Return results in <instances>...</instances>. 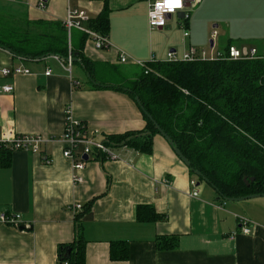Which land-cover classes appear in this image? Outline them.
<instances>
[{
    "label": "crops",
    "instance_id": "0c3cea01",
    "mask_svg": "<svg viewBox=\"0 0 264 264\" xmlns=\"http://www.w3.org/2000/svg\"><path fill=\"white\" fill-rule=\"evenodd\" d=\"M150 1L45 0L43 8L39 0H0V22L30 35L55 37L69 8L95 18L108 7L110 47L97 49L87 36L82 53L106 66L129 69L124 75L129 79L142 67L138 61H166L169 51L182 56L190 46L211 53L234 42L264 50V0H185L183 10L156 28L149 24ZM122 51L127 62L119 59ZM55 55L61 57L34 58L0 46V131L48 139L40 152L12 150L11 165L0 167V211L21 213L25 225L21 229L0 221V264H58L60 247L72 243L78 229L87 240L86 264H264V195L222 201L161 133L154 135L151 153L114 147L120 157L111 159L94 151L86 156L84 169H74L63 155L61 139L67 107L97 140L143 130L147 121L130 93L105 83L97 87L81 62L74 61V74ZM12 66L30 72L3 76L1 68ZM5 85L14 91L4 92ZM191 179L198 182V196L192 195ZM75 203L83 209L72 211ZM140 204L152 205L165 217L138 221ZM239 217L254 222L251 233L241 231ZM162 236H177L178 246L159 249L156 240ZM116 240L130 243L128 260L110 258Z\"/></svg>",
    "mask_w": 264,
    "mask_h": 264
},
{
    "label": "trees",
    "instance_id": "16d2710c",
    "mask_svg": "<svg viewBox=\"0 0 264 264\" xmlns=\"http://www.w3.org/2000/svg\"><path fill=\"white\" fill-rule=\"evenodd\" d=\"M89 26L108 36V7L92 17ZM59 28V36H34L0 22V46L18 55L35 58L53 53L67 59L68 33L63 23ZM86 39L85 33L72 32L73 57L74 52H79L78 58L96 82L139 97L147 121L143 130L108 135V145L151 153L154 135L160 131L146 111L187 157L191 172L197 175L195 171H200L202 176L197 175L198 180L207 178L222 201L264 194V50L258 49L260 56L254 58L152 60L132 72L133 78L123 76L116 81L112 79L113 72L120 66H106L83 55ZM231 45L235 43L229 42L226 52ZM11 153L12 150L0 147V167L11 165ZM80 217L81 213L76 219ZM164 217L150 204L137 207L136 218L140 222H155ZM178 243L177 236L156 240L159 249H173ZM86 245L87 240L78 229L75 240L60 247L58 264H86ZM67 246L71 247L69 258L65 257ZM110 258L128 260L130 243L111 241Z\"/></svg>",
    "mask_w": 264,
    "mask_h": 264
},
{
    "label": "built area",
    "instance_id": "2783aa9c",
    "mask_svg": "<svg viewBox=\"0 0 264 264\" xmlns=\"http://www.w3.org/2000/svg\"><path fill=\"white\" fill-rule=\"evenodd\" d=\"M156 0H151L149 4L148 17L149 24L152 28L156 27H164L167 23L168 15L176 14L179 10H183L185 8V0H181V7L175 9L173 12L164 13L165 22L160 25L157 23H153V17H151L150 13L154 10V4ZM40 7H46L45 0H39ZM92 17L89 13L81 8H69L67 12V16L64 20V26L68 33V45H69V55H68V70L72 69V43L71 37L73 29H78L79 31L85 33L89 39H91L97 49H106L110 47V41L107 35H104L95 29L89 26V22ZM218 34V31L214 29L212 35L215 38ZM185 35H189V32L186 31ZM246 49V51H245ZM239 48L235 45H231L229 47L228 52L224 51H215L208 52L205 49H199L195 46H190L182 56H178L176 52L169 51L167 56V61H193L197 59L203 60H214V59H238V58H254L259 57L258 49L253 48ZM264 57V52L261 55ZM56 58H61L59 56H55ZM119 59L121 62L128 61V55L125 52H121L119 55ZM142 67H145V63L142 61H138ZM30 70L28 68H24L22 66H12V67H3L1 68V73L3 76H14L21 73H29ZM145 72L148 73L149 70L145 69ZM51 71L48 69L46 74L49 75ZM4 92H13V85H5L3 87ZM96 135L90 136L87 126L82 121L76 119L71 112L70 107L66 108V122L65 128L61 135L62 141L65 143V148L63 151V155L72 161L73 167L76 170L84 169L86 165L85 156H89L94 151L103 153L107 158L111 159H119V154L116 153L114 147L112 145H108L106 143V138H102L97 140L95 138ZM48 139L44 138L41 134H16L9 133L4 134L0 131V147H4L10 150H27L40 152L42 150V146L46 143ZM44 161L46 163H50V158H45ZM78 183L82 182V178L79 174L74 176ZM165 183L169 184L168 180H165ZM191 185L193 187L192 195L198 196V182L196 179H191ZM72 211L77 212L83 209V205L81 203H75L70 208ZM0 221L6 224L20 227L23 224V219L21 213L10 212V211H0ZM240 229L243 233L249 234L251 233V225L254 223L251 219L247 217H239ZM236 232H233L232 237ZM64 264H68L65 262Z\"/></svg>",
    "mask_w": 264,
    "mask_h": 264
},
{
    "label": "water",
    "instance_id": "95a60500",
    "mask_svg": "<svg viewBox=\"0 0 264 264\" xmlns=\"http://www.w3.org/2000/svg\"><path fill=\"white\" fill-rule=\"evenodd\" d=\"M168 17H170V15H168ZM211 44H213V41H211ZM8 50H10L9 48H7ZM11 51V50H10ZM245 51H246V49H245ZM44 57H46V56H44ZM44 57H42V58H44ZM73 61H77V62H81L80 61V59L78 58V53H75V58L73 59ZM88 74V77H89V79L94 83V84H96V85H98V86H102L99 82H96L92 77H91V75L89 74V73H87ZM136 100L138 101V103L140 104V99H139V97H136ZM142 108V107H141ZM145 111V110H144ZM145 113L148 115V117L154 122V124H155V127L160 131V133L167 139V140H169L170 141V143H171V145L174 147V149H175V151H176V153L181 157V159L190 167V162H189V160L187 159V157L186 156H184V154L180 151V149H178L175 145H174V143L171 141V139H170V137L168 136V134L164 131V130H162V128L160 127V125L153 119V117L150 115V114H148L146 111H145ZM88 157H86V159H87ZM195 173L198 175V176H202V174L200 173V171H195ZM204 179V181H206V182H208V179L207 178H203ZM260 195H264V194H250V195H247V196H243V197H240V198H227L228 200H236V199H246V198H251V197H256V196H260ZM220 198H221V196H220ZM25 228V225H21V229H24ZM70 253H71V247L70 246H67L66 247V253H65V257L66 258H69V256H70Z\"/></svg>",
    "mask_w": 264,
    "mask_h": 264
},
{
    "label": "clouds",
    "instance_id": "9594fccd",
    "mask_svg": "<svg viewBox=\"0 0 264 264\" xmlns=\"http://www.w3.org/2000/svg\"><path fill=\"white\" fill-rule=\"evenodd\" d=\"M181 7V0H156L154 10L150 13L153 23L162 25L165 22L164 13L173 12Z\"/></svg>",
    "mask_w": 264,
    "mask_h": 264
},
{
    "label": "rangeland",
    "instance_id": "374dc122",
    "mask_svg": "<svg viewBox=\"0 0 264 264\" xmlns=\"http://www.w3.org/2000/svg\"><path fill=\"white\" fill-rule=\"evenodd\" d=\"M5 15V14H4ZM0 16H2V15H0ZM4 17V19H3V23L7 20L6 18H5V16H3ZM215 27H213L212 29H214ZM77 31V29H74V32H76ZM216 40H217V37L215 38ZM224 46H220V49L221 50H224L225 48H223ZM74 63V62H73ZM72 66H73V72H75L74 74H76V70H77V63H74V64H72ZM138 70H139V67L137 68ZM126 71V72H128L127 74H129V70L128 69H126V68H124L123 66H120V69L119 70H117V71H114L113 72V77H112V79L113 80H120L123 76H124V73H123V71ZM87 77H88V74H87Z\"/></svg>",
    "mask_w": 264,
    "mask_h": 264
},
{
    "label": "bare ground",
    "instance_id": "6f19581e",
    "mask_svg": "<svg viewBox=\"0 0 264 264\" xmlns=\"http://www.w3.org/2000/svg\"><path fill=\"white\" fill-rule=\"evenodd\" d=\"M73 30H74V29H73ZM77 30H78V29H77ZM55 56H57V55H55ZM55 58H56V57H55ZM72 58L74 59L75 56L72 57ZM56 59L59 60V61L61 62V64H62L66 69H68V68H67V66H68V60H67V59H68V58H67V59H64V58H56ZM73 59H72V64H73V62H74ZM166 61H167V60H166ZM48 69H49V68H48ZM48 69H47V70H48ZM47 70H46V71H47ZM49 70L51 71V69H49ZM69 71L72 73V69L69 70ZM50 74H51V73H50ZM50 74H49V75H50ZM46 75H47V74H46ZM77 84H78V83H77ZM85 159H86V156H85Z\"/></svg>",
    "mask_w": 264,
    "mask_h": 264
}]
</instances>
